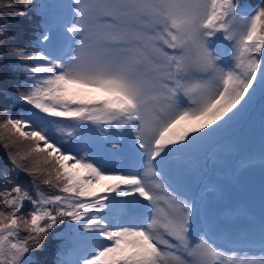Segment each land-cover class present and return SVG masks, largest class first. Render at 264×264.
Returning <instances> with one entry per match:
<instances>
[{"label": "snow or ice", "instance_id": "snow-or-ice-1", "mask_svg": "<svg viewBox=\"0 0 264 264\" xmlns=\"http://www.w3.org/2000/svg\"><path fill=\"white\" fill-rule=\"evenodd\" d=\"M32 4L3 0L20 16ZM67 7L59 55L45 50L47 28L31 51L9 49L27 65L17 91L29 108L16 116L5 109L0 145L13 171L35 178V196L19 184L0 188V264H32L26 257L58 224L75 242L58 264H264V255L226 253L208 231L192 239L196 201L165 179L257 94L264 99V3L240 11L234 0ZM113 129L127 142L111 139ZM88 132L103 153L82 146ZM125 153L134 168L114 163Z\"/></svg>", "mask_w": 264, "mask_h": 264}, {"label": "trees", "instance_id": "trees-1", "mask_svg": "<svg viewBox=\"0 0 264 264\" xmlns=\"http://www.w3.org/2000/svg\"><path fill=\"white\" fill-rule=\"evenodd\" d=\"M37 7L34 10V14L30 18H24V16L14 15L13 9L3 8V0H0V30H3L5 35L0 37V88L8 89L5 92H0L1 104L5 102V106L12 110V116H16L28 110L29 106L24 105L21 101L17 88L21 85L26 73V69H22V63L16 55L10 54L9 49L24 48L31 51L33 48V39L29 35L39 34L45 26V23L50 20V9L48 2L50 0H35ZM264 0H245L243 3V9L252 10L257 8ZM241 8V7H240ZM238 8V11H240ZM28 13V9H21ZM228 46V45H227ZM226 46V48H227ZM23 70V71H22ZM22 72V74H21ZM12 82L13 90H9L7 87ZM20 88V91H23ZM13 92V93H12ZM205 145L206 153L201 158L194 159L199 166L200 164H208L205 162V157L209 154L213 158H219L221 162H215L211 164V171H218L219 169L225 171H238L236 168L238 164L233 163V155H237L238 160L255 159L260 162L264 159V99H261L257 94L256 100L251 104L248 110L230 126L219 132L218 134L211 136L207 140L203 141ZM235 171V172H236ZM21 172V171H20ZM22 174L26 175L24 172ZM253 170H250L247 174L243 172L241 175L240 183L243 185V197L247 200L251 207L255 208L259 204L256 200H252L255 196L260 195L255 190H260L264 193V183L257 182L252 183L249 181L248 176L254 178L257 173L252 174ZM264 174V172H261ZM27 178V185L30 183L34 188V177ZM259 176V175H258ZM3 179V178H2ZM227 185L224 190L228 192V201L234 203L239 200V193L237 189L233 190L232 186ZM40 188V187H39ZM41 189V188H40ZM48 189V188H47ZM49 190V189H48ZM34 191V190H33ZM45 192V191H44ZM35 196V191H34ZM57 228L53 232L49 233L48 237L58 233ZM43 246L40 251L44 250ZM30 260L32 256H38V254H28ZM61 260V257H57ZM37 260L45 261L44 258L38 256ZM47 260L46 263L48 264Z\"/></svg>", "mask_w": 264, "mask_h": 264}, {"label": "rangeland", "instance_id": "rangeland-1", "mask_svg": "<svg viewBox=\"0 0 264 264\" xmlns=\"http://www.w3.org/2000/svg\"><path fill=\"white\" fill-rule=\"evenodd\" d=\"M47 1V0H46ZM234 2L237 4L238 8L243 7V3L245 0H234ZM71 3V0H50L48 2V7L50 9V20L47 22L45 26H43V29L40 31L39 34L36 35H29L33 39V46L36 45L37 38L40 36L41 32L44 31L46 28L50 29L49 35L52 38V43L45 46V50L50 52L52 55H59L61 51L62 46V39L60 36V26L63 22V19L67 17L69 14V9L67 5ZM264 3V1L262 2ZM260 3V5L262 4ZM259 5V6H260ZM258 6V7H259ZM37 7V3L35 0H33L32 6L29 8L28 13L24 17L30 18L34 14V10ZM219 35V34H218ZM229 42H223L225 46L228 45ZM1 46L5 45V43H0ZM11 48H14L13 46ZM224 50V49H222ZM1 56V54H0ZM27 68V65L23 64L22 69ZM22 70V71H23ZM22 74V72H21ZM9 90H13L12 82L9 83L7 86ZM8 89L6 88H0V92H5ZM13 93V92H12ZM5 109L9 114H12V110L5 106V102L1 104L0 102V119H2L5 115ZM127 140H123V143H126ZM10 149H5L2 145H0V188L7 186L12 187L13 184H19L22 186V188L26 189L29 193H31L34 196V188L30 183H26L27 177L26 175L22 174L20 171H13V165L11 164L9 160V153ZM237 155L234 154L233 160L236 159ZM122 155L117 158V161L120 163H124L120 161L122 159ZM186 158L182 157L181 160V166L179 170V174H177V171L175 169H172L168 172L165 179L169 182L168 178L171 179L174 182V187L177 191L182 193L184 196H186L189 200H195L196 201V208L198 209V212L193 217V223H192V236L191 238H197L199 234H201L203 231H208L209 233H213L215 235H222L224 234L222 230H220L221 227H225L228 231L233 229V225L230 223L224 224L222 226V223H224L225 220L233 219L231 217V212L227 209L221 208L219 209H212L210 206L204 205V201L206 199H217L219 196V185L222 181V176L220 174H217L213 177V182L211 186H204V177L208 174V168L206 167L202 172H200L199 181L196 183V185H188L187 183L183 182L181 180V174L185 172L186 168L183 166V163ZM235 162H238L236 159ZM264 164V161L262 162ZM127 168H134L135 167V161L127 162L125 163ZM258 168L264 169V166L260 164H256ZM242 170L244 168L239 169L238 176L242 173ZM3 178V179H2ZM262 178V176H260ZM35 179V178H34ZM8 180L11 181V183H8L7 185L4 184V181ZM36 187H40L41 190L45 191L49 195H55V191H50L42 184H37ZM260 195L255 196L254 200H258L259 197L264 196V193L260 190H255ZM29 207H31L28 202H25V210H27ZM234 217H240L239 213H236ZM57 230L59 231L55 235H53L51 238H47V240L43 243V246L45 247L44 250H34L31 253L38 254L40 258H44L45 260H48V264H58L57 255H64L65 258H70V254L73 252L75 247V242L69 238V234L66 232V228L64 224H58ZM240 231H242L240 229ZM23 235V234H22ZM240 235L245 236L246 238L253 237L254 240H261V235L252 234L249 230V228H245L243 232L240 233ZM34 257V256H33ZM26 259H30V257H26ZM32 264H44L46 261H41L40 263H36L35 259H31Z\"/></svg>", "mask_w": 264, "mask_h": 264}]
</instances>
